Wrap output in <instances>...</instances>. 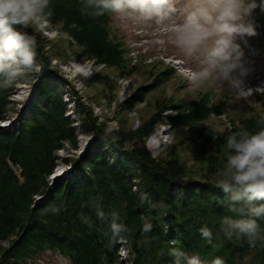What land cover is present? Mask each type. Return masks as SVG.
I'll list each match as a JSON object with an SVG mask.
<instances>
[{"label": "trees", "instance_id": "obj_1", "mask_svg": "<svg viewBox=\"0 0 264 264\" xmlns=\"http://www.w3.org/2000/svg\"><path fill=\"white\" fill-rule=\"evenodd\" d=\"M49 8L48 29L58 30L57 37L39 27L26 29L35 33L40 70L0 88V123L18 111L12 96L19 84L35 83L38 96L31 118L23 116L16 127L0 130V264H28L47 249L72 255L74 264H119L121 243L130 251L131 264H174L175 249L208 262L219 256L225 264H264V240L250 244L246 238L228 239L219 232L220 218L231 213L225 193L214 182L225 159L227 136L264 128V99L240 120L228 114L226 101L215 103L208 89L194 98L166 96L152 104L150 96L175 77L171 68L163 67L151 73L149 85L123 101L115 90L105 97L110 106L115 104L112 119L101 120L93 105L74 98L80 129L92 137L93 146L81 160L61 158L67 146L79 150V128L55 85L54 62L69 64L71 52L77 62L119 71L121 79H130L132 72L126 44L110 25L111 12L96 14L83 0H50ZM100 79L104 76L96 74L95 82ZM135 114L140 118L137 127ZM213 115L226 116L229 128L220 131L209 125ZM165 123L174 131L184 129L186 136L155 157L147 141ZM59 163H74L81 179L51 187ZM50 187L51 200L37 203ZM114 214L127 226L115 239L110 231ZM146 220L153 225L148 233L143 232ZM204 224L213 228L212 244L199 232ZM174 236L178 240L171 244Z\"/></svg>", "mask_w": 264, "mask_h": 264}, {"label": "clouds", "instance_id": "obj_2", "mask_svg": "<svg viewBox=\"0 0 264 264\" xmlns=\"http://www.w3.org/2000/svg\"><path fill=\"white\" fill-rule=\"evenodd\" d=\"M165 0H83L85 8L96 14L105 11L147 23H158L161 16L171 18L163 7ZM50 0H0V88H6L40 70L37 40L28 27L47 23L52 15ZM264 0H187L182 22L173 23L174 42L186 54L196 57L194 70L207 71L208 78L221 87L239 91L254 69L245 58L238 38L257 34L250 19ZM20 26V27H17ZM215 184L225 193L229 213L219 220V232L228 239H247L250 244L264 240V128L239 130L226 138L225 159L215 173ZM146 197L142 196V199ZM160 205L152 204V207ZM103 215V212L100 213ZM153 225L146 220L143 232ZM127 226L114 218L110 231L115 239ZM200 234L213 243V228L204 224ZM174 264H201L198 255L174 250ZM211 264H225L217 256Z\"/></svg>", "mask_w": 264, "mask_h": 264}, {"label": "rangeland", "instance_id": "obj_3", "mask_svg": "<svg viewBox=\"0 0 264 264\" xmlns=\"http://www.w3.org/2000/svg\"><path fill=\"white\" fill-rule=\"evenodd\" d=\"M111 21V27L120 40H122L130 53L127 55L128 71L132 72L130 79H121L120 72L114 69L96 68L92 63H79L74 59L73 54L68 56L69 64L63 62H54L55 68L58 71V87L63 91L65 100L71 99V93H77V97L85 106H92L95 116L100 117L101 120L112 119L114 117L115 104L110 106L105 97L110 95L112 90L118 93V100L123 101L124 98L142 85H149L152 82V76L159 71V69L173 68L176 75L169 83L164 84L158 91H156L149 98V102L155 104L156 101H162L166 96L194 98L199 92H205L207 89L214 91L219 97L215 98V102L226 101L228 114L235 116L237 119H242L250 114L247 104L256 103V99L251 95L255 92V85H260L263 88L264 84V60L259 59L256 62H251L253 71L246 77V82L239 91L232 90L227 87H221L213 83L208 78L207 71L194 70L197 65L195 56L188 55L174 42V33L172 31L173 23L182 22V17L167 18L162 16L158 23H147L137 19H131L124 16H114ZM39 29L46 35L54 38L59 35L58 30H49L42 22ZM66 40L62 38V43L66 46ZM71 57V58H69ZM159 61H164L163 65ZM163 63V62H162ZM100 73L104 79L101 82H95V75ZM111 78V79H108ZM119 78V79H118ZM117 80V82H115ZM33 85L30 83L20 84L17 93L13 96L12 100L16 106L20 108L21 112H26L28 103H31L36 94L33 91ZM259 90H262L259 88ZM94 99H99L100 104H92ZM91 101V102H90ZM70 111L74 112V106L70 104ZM23 113V114H24ZM172 113V112H169ZM13 116V115H12ZM135 127L140 123L139 115H134ZM80 119V116L77 115ZM78 119H76L77 121ZM111 126L115 125L114 120ZM11 122H7L3 126H7ZM222 131L226 128V118H211L208 123ZM186 136L184 129L174 131L168 125L162 126L151 137V140L158 142L159 149H152L150 141L148 147L154 156H159L165 149L172 148L179 141ZM80 149L74 152L69 146L59 154L62 157L77 158L84 156L90 145L91 138H87L80 133ZM159 143L161 145H159ZM184 153V152H183ZM182 153V154H183ZM185 154V153H184ZM183 154V155H184ZM67 170V168H66ZM65 169L62 165L55 171L54 178H59ZM42 262L38 264H66L61 258L56 257L54 254H46Z\"/></svg>", "mask_w": 264, "mask_h": 264}, {"label": "bare ground", "instance_id": "obj_4", "mask_svg": "<svg viewBox=\"0 0 264 264\" xmlns=\"http://www.w3.org/2000/svg\"><path fill=\"white\" fill-rule=\"evenodd\" d=\"M157 144H158V142L155 141V140H151V141H150V147H151L152 149H159V148L157 147Z\"/></svg>", "mask_w": 264, "mask_h": 264}]
</instances>
